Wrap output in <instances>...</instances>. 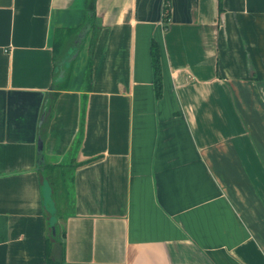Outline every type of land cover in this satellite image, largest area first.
Returning a JSON list of instances; mask_svg holds the SVG:
<instances>
[{
    "label": "crops",
    "instance_id": "obj_1",
    "mask_svg": "<svg viewBox=\"0 0 264 264\" xmlns=\"http://www.w3.org/2000/svg\"><path fill=\"white\" fill-rule=\"evenodd\" d=\"M95 1L91 54L90 0H0V264H264V0ZM84 101L53 234L39 142L62 163Z\"/></svg>",
    "mask_w": 264,
    "mask_h": 264
},
{
    "label": "trees",
    "instance_id": "obj_2",
    "mask_svg": "<svg viewBox=\"0 0 264 264\" xmlns=\"http://www.w3.org/2000/svg\"><path fill=\"white\" fill-rule=\"evenodd\" d=\"M95 0H90L89 4V10L87 11L86 15V23L91 25L90 30L88 31V35L92 33V40H91V45H90V52L93 54L94 50V45L96 41V37L98 36V27L95 24ZM165 14L166 17H169L170 14V6H165ZM83 29V26L74 28V29H68L66 30H57L55 32L56 39H55V49H56V60H61V53L65 51V47L69 44H73L74 40L77 38L78 34L81 32ZM61 55V56H60ZM152 58H153V68H154V84H155V91H156V97L160 99L162 97V92L163 88L162 87V68H161V63H160V54H159V49L158 45L153 42L152 43ZM91 63V60H90ZM92 64L88 66V69L86 71L85 75V88L90 89L91 82H92ZM59 75H56L58 77ZM67 76L62 78V80L59 82H54L53 84V89L54 93L52 94V99L47 102L48 104L46 105L45 108V113L49 110L51 104H53L56 100V98L59 96V93L61 90H65L67 86ZM85 111H86V104L85 101L82 103V110H81V131L80 134L78 135V138L76 142L74 143L72 149L70 152L67 154L66 158L64 161L58 165H50L47 164L45 161H42L41 155L39 156V162H40V173L43 176V181L47 182L50 186L51 189V198L52 201L54 202L55 208H56V215L58 214V205H57V191L59 185H62L63 189V194L66 200V203L68 205V211L73 212L74 210V205H75V192H74V183H75V170L77 167L84 165L85 163L88 162H76L75 160V155L77 151H79L81 141H82V135H83V124H84V118H85ZM57 177L61 179V184L60 182L57 181ZM58 216V215H57ZM56 216V217H57ZM47 264H62L61 262L53 260L50 256L48 257Z\"/></svg>",
    "mask_w": 264,
    "mask_h": 264
},
{
    "label": "water",
    "instance_id": "obj_3",
    "mask_svg": "<svg viewBox=\"0 0 264 264\" xmlns=\"http://www.w3.org/2000/svg\"><path fill=\"white\" fill-rule=\"evenodd\" d=\"M43 144L40 141L39 142V149H38V154L41 155V159H43ZM44 197H45V207L46 210L49 212V214L51 215V228L53 231V234H56V223H57V215H56V208L54 205V202L52 201L51 198V189L50 186L47 182H44Z\"/></svg>",
    "mask_w": 264,
    "mask_h": 264
},
{
    "label": "rangeland",
    "instance_id": "obj_4",
    "mask_svg": "<svg viewBox=\"0 0 264 264\" xmlns=\"http://www.w3.org/2000/svg\"><path fill=\"white\" fill-rule=\"evenodd\" d=\"M74 83H76V82H74ZM71 84H72V82H71Z\"/></svg>",
    "mask_w": 264,
    "mask_h": 264
}]
</instances>
